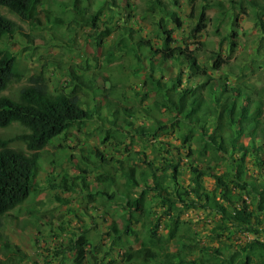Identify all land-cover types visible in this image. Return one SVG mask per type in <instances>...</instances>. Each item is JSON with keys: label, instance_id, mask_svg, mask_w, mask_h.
Wrapping results in <instances>:
<instances>
[{"label": "trees", "instance_id": "1", "mask_svg": "<svg viewBox=\"0 0 264 264\" xmlns=\"http://www.w3.org/2000/svg\"><path fill=\"white\" fill-rule=\"evenodd\" d=\"M53 0H0V6L6 7L22 20L30 21L31 25H45L49 19V7ZM74 0L71 21L78 26H87L93 29L96 42L101 44L112 30L101 19V10L91 12L87 6H79ZM90 1V0H89ZM116 0H106L108 11H112ZM124 1V0H121ZM257 5L255 0H247ZM161 0H151L148 11H161ZM47 6L44 8L43 6ZM262 9L264 7L257 6ZM170 19L181 25V18L175 11H169ZM207 14L200 11L196 32L201 33L207 27ZM65 19L55 16L54 24H65ZM104 22V23H103ZM161 35V44L158 46L150 39L136 38L129 31L118 42L119 49L132 53L148 71L143 78L142 86L144 97H155L153 105L166 118H156L151 126H134L127 117H122L129 126H134L135 135L155 139L160 143V150L164 155L149 159L145 151L138 152V158L143 161L144 167L139 171L135 166H126L124 160L117 158L115 172L104 171L95 176V185L89 182L91 164H96L90 158V153L82 156L85 163L80 165L77 176L70 175L66 168H62L57 176L48 179L51 188H61L64 191L74 192L77 187L85 189L84 199L87 202L96 201L97 196L107 201H114L124 209L123 229L117 227L116 221L108 226L107 235L112 237V243L126 240L123 236L131 237L135 234L132 228L133 218L137 212V221L147 232V239L135 247L128 244L122 254V259L137 264H264V178L259 183L255 178H246V158L249 154L261 167L263 159L259 152L264 146V118L263 100H254L249 92H243L240 87H223L220 89L211 85L209 94L214 98V104H209L197 89L182 88L174 92L172 85L162 82L156 76V67L162 68L163 63L169 60L182 59L186 64L190 77H210L208 68L199 61L196 48L188 45L172 46L174 41L172 30L163 24L162 18L158 23ZM20 28L16 21L5 16L0 11V42L11 39ZM93 36L92 34H90ZM146 52H145V51ZM216 54V53H215ZM115 49L106 53V62H111ZM146 61L148 62L146 64ZM225 62L218 57L214 68L220 69ZM24 72L20 68V60L9 48L0 47V128H6L13 123L23 126L24 130L11 137L0 136V227L5 226L3 217L11 211H21L25 201L39 192L38 174L42 170L44 149L54 143L58 137L69 136L73 129H80L86 121L92 120L94 114L100 112L101 105L93 108L85 107L86 100L80 92L84 87L97 89L94 80H90L83 73L71 70L72 89L52 91L46 76V65H42L38 72L27 76V83L22 85L16 94L4 93L15 81H21ZM209 79H212L211 77ZM179 83L181 77H178ZM178 83V82H177ZM112 86L114 84L112 83ZM103 88L102 86H100ZM104 90V89H102ZM228 93L227 96L225 94ZM261 93L260 90L256 95ZM106 93L103 97H106ZM243 97H245L243 99ZM262 97V96H261ZM241 99V100H239ZM111 108V107H110ZM123 109L132 116L134 108L131 106H117L111 123L116 124L119 111ZM211 127V132L208 129ZM119 128V127H118ZM181 129L182 147L187 148L188 163L184 165L180 158L175 157L177 145L159 138L168 134L170 129ZM101 130L102 141L114 139L122 141L121 128ZM129 131V130H128ZM134 135V134H132ZM248 138L245 143L243 139ZM14 143H22L24 147H16ZM175 147V148H174ZM106 162L107 156L94 146L91 149ZM239 156H235V153ZM230 155H227V154ZM74 160L69 154L66 158ZM189 174L188 180L185 175ZM50 175H53L51 172ZM210 175L215 179V189L206 188L203 178ZM80 180V182H79ZM186 180L188 181L187 183ZM97 185H102L100 189ZM123 185V190L120 189ZM233 195V197H231ZM109 197V198H107ZM59 200L68 202L66 198ZM250 200V202H248ZM158 201L162 207V214L154 211ZM87 205H85L86 207ZM203 209L209 215H220L212 232L222 235V232L232 229L252 233L254 236L243 243H226L219 246L204 245L197 241V232L193 236L180 233L185 224L182 215L187 210ZM30 215L34 212L30 211ZM215 216V215H214ZM13 217H17L14 215ZM167 230V235L160 234L159 228ZM189 229V228H188ZM86 228L81 234L69 239V242L54 252V257L64 264L65 254L74 253L75 264H114V259L100 260L91 251V259L86 256ZM6 237L3 246L13 251L19 261L28 259L29 255L18 244L0 232V239ZM127 239V238H126ZM178 241L180 248L171 258L168 255V246L171 241ZM97 248V247H95ZM11 259V257L9 258ZM87 260V261H86ZM4 264H10L4 262Z\"/></svg>", "mask_w": 264, "mask_h": 264}, {"label": "rangeland", "instance_id": "2", "mask_svg": "<svg viewBox=\"0 0 264 264\" xmlns=\"http://www.w3.org/2000/svg\"><path fill=\"white\" fill-rule=\"evenodd\" d=\"M150 1L116 0L112 11H108L106 0H77L79 6H87L91 12L101 10L100 18L112 30V33L99 45L94 39L93 29L84 25L78 26L70 20L73 16L74 0H53L47 14L49 19L46 18L48 21L45 25L37 26L31 25L30 21L22 20L6 7L0 6L1 13L16 21L20 28L11 39L5 38L1 41L0 47L9 48L16 54L20 60V68L24 72L23 80L13 82L4 93L16 94L19 88L27 83L28 75L38 72L42 65H46V76L52 91L64 89L69 92L73 87L71 70L75 69L78 73L84 72L87 78L94 80L95 87H98L97 89L84 87V91L80 92L86 100L85 107L91 109L96 104L101 105L99 114H94L92 120L86 121L80 129H73L69 136L56 138L53 144L44 149L43 168L38 174L39 192L25 201L21 211L15 209L10 215L4 216L3 220L6 224L0 227V232L18 244L29 257L19 261L12 250L3 246L6 237L1 236L4 238L0 239V264L4 262L58 264L59 261L53 255L55 250L65 246L75 234L77 235L74 238H77L83 227L87 230V260L91 259L90 252L93 251L98 262L111 258L114 259V264H137L122 259L123 251L128 244L137 247L148 237L141 223L137 221V212L132 223L135 234L131 237L122 234L123 240H126L125 245L120 241L112 243V237L107 235L108 226L116 221L117 227L123 229L124 209L114 204V201L111 203L100 196H97L96 201L87 202L83 196L85 189L81 188V183L80 187L71 192L61 188H51L48 181L57 176L63 167L70 175L77 176L79 174L77 163L84 165L82 156L89 153L96 164L88 162L91 165L86 178L93 186L96 183L95 176L100 172L108 170L117 174L116 177L119 178L120 173H116L114 167L117 158L124 160L126 166H135L139 171L144 167V163L138 158V152L145 151L147 158H157V161L160 160L161 155H164L158 140H148L134 133V126H151L156 118H166L167 115L161 114V111L155 108L153 105L155 97H144L141 86L148 71L147 67L144 68L142 62H139L132 53L119 49V39L128 36L127 32L131 31L136 38L150 39L159 46L161 35L158 23L162 18L163 24L172 30L174 39L172 46L188 45L197 49L198 59L208 68L212 79L190 77L182 59L169 60L163 63L162 68L156 67L155 74L162 82L170 85L175 82L174 92L182 88L193 90L204 86L198 92L208 100L209 104H214V97L209 94L211 85L218 87L219 90L225 86L240 87L243 92H249L254 100L259 98L264 102V9L257 7H264V0H255L257 5H252L253 3L247 0H161L162 9L157 13L148 11ZM169 11H175L181 18L180 26L170 19ZM200 11L206 12L208 20L207 27L198 33L196 26ZM55 16L63 17L66 20L65 24H54ZM111 48L115 49V55L108 63L105 57ZM218 57L225 63L220 69H215L213 63ZM258 90L262 94L256 95ZM104 93L107 94L106 97H103ZM227 95L228 93L225 94ZM125 105L132 106L134 113L128 116V112L120 109V117L114 125L111 123L113 120L111 111H115L117 106ZM124 116L134 126L125 123L122 118ZM261 116L264 118V103ZM100 125H103V129L121 128L122 141L111 139L103 142L104 135L98 129ZM23 130V126L13 123L9 127L0 128V136L11 137ZM210 132L211 127L208 129V133ZM183 133L184 130L178 128L170 129L168 134L161 135L159 139L177 145L175 157L180 158L186 165L187 148L182 147L181 140ZM243 140L245 143L248 142V138ZM13 145L24 147L22 143ZM94 146H98L107 156L106 162H100L99 156L91 152ZM69 154L74 158L71 162L66 159ZM259 154L264 160V146ZM234 155L239 156L237 152ZM51 172L53 175H50ZM188 176L187 173L185 175L187 180ZM246 178L252 180L255 178V182L259 183L264 178V161L260 167L252 154H249L246 158ZM187 180L185 183L188 182ZM203 182L207 189L211 191L215 189V179L212 176H204ZM97 186L100 189L103 187ZM120 189L123 190V185H120ZM59 197L68 199V202L59 200ZM156 203L154 211L158 213L157 215L162 214V207L158 201ZM30 211L34 214L30 215ZM206 212L203 209L187 210L182 215L186 222L180 233L193 236L197 232V241L212 246H219L223 242L243 243L256 236L236 229L225 230L222 235H215L212 229L220 219V215H209ZM14 215L17 217H13ZM158 232L167 235L163 225ZM259 237L264 240V235ZM178 248H180L179 242L171 241L167 249L168 255L172 258ZM74 258V253H67L63 262L75 264Z\"/></svg>", "mask_w": 264, "mask_h": 264}]
</instances>
